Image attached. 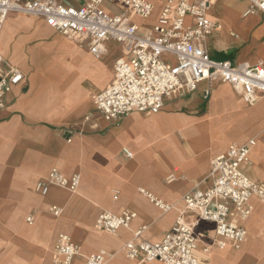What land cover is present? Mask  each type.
<instances>
[{"label":"crops","instance_id":"crops-1","mask_svg":"<svg viewBox=\"0 0 264 264\" xmlns=\"http://www.w3.org/2000/svg\"><path fill=\"white\" fill-rule=\"evenodd\" d=\"M236 1L241 5L236 14L227 0L213 1L216 12L210 9V16L218 26L207 41L209 55L233 64H264V16L243 17L248 3ZM239 16L251 19L240 25ZM55 36L63 37L41 19L20 14L9 15L0 32L4 63L24 76L0 109V264H51L61 234L79 247L80 258L73 264L101 250L111 254L106 264H131L122 247L133 233L144 228L143 240L159 242L183 209L182 197L211 185L212 159L263 129L264 97L249 107L234 88L215 82L204 98L208 83L201 82L196 91L166 100L155 114L132 112L106 121L92 98L112 81L121 47L109 46L98 58L73 40L75 48L67 49ZM232 52L238 62L230 60ZM243 129L249 134L245 139ZM259 139L264 141V134L250 151L251 164L244 172L264 183V163L256 155ZM53 168L80 177L76 192L55 186L45 196L36 192V183ZM142 191L170 207L156 206ZM250 204L251 215L239 223L247 231L241 248L213 247L208 264H264V203L251 198ZM125 209L136 214L128 228L114 234L95 228L102 211ZM196 233L213 237L214 226L201 223Z\"/></svg>","mask_w":264,"mask_h":264},{"label":"built area","instance_id":"built-area-1","mask_svg":"<svg viewBox=\"0 0 264 264\" xmlns=\"http://www.w3.org/2000/svg\"><path fill=\"white\" fill-rule=\"evenodd\" d=\"M81 1L74 7L61 0H0V32L9 15L21 14L41 19L54 32L98 58L109 46L121 47L123 56L113 65L112 81L92 98L94 108L106 121L119 120L132 112L155 114L166 100L196 91L201 82L208 83L204 98L215 82L234 88L249 107L264 97L262 62L233 64L210 57L207 41L218 26L210 16L214 0H158L153 18L154 7L149 0ZM244 1L248 8L243 17L264 16V0ZM23 81V74L5 64L0 55V109L5 95ZM263 134L264 127L256 136L242 144H230L212 159L208 176L211 185L204 190L195 187L182 197L183 209L159 242L143 240L144 228L135 231L122 247L131 264H208L213 247L239 250L247 239V231L239 223L253 211L251 198L264 203V183L251 180L244 172L251 164L250 151ZM122 153L125 158L131 157L125 149ZM79 181L77 174L65 176L53 168L36 183L35 190L41 196L47 195L52 186L74 193ZM142 194L162 209L170 207L144 191ZM117 198L115 193L113 200ZM51 211L57 216V208ZM135 217L127 209L118 214L102 211L95 228L114 234L128 228ZM204 222L213 224V237L196 233ZM76 258H80L79 247L68 236L59 235L51 264H73ZM110 258L111 254L101 250L84 257L82 264H106Z\"/></svg>","mask_w":264,"mask_h":264},{"label":"rangeland","instance_id":"rangeland-1","mask_svg":"<svg viewBox=\"0 0 264 264\" xmlns=\"http://www.w3.org/2000/svg\"><path fill=\"white\" fill-rule=\"evenodd\" d=\"M154 1V3H158V0H153ZM227 4H228V6L234 11V13L236 14L239 10H240V8H241V5L238 3V1H236V0H227ZM157 6H159V5H157ZM110 12H112V13H115V11L116 10H114V8H112V7H110V6H108V8H107ZM211 13H215L216 12V9L215 8H211ZM20 16H24V17H28V16H26V15H21L20 14ZM251 19V17H248L247 19H243V17L242 16H239L237 19H236V23L237 24H240V25H242L243 23H247L249 20ZM222 22V21H221ZM222 24V23H221ZM259 25V24H258ZM222 27V26H221ZM233 31V30H232ZM223 34H221V39H224V37L225 36H222ZM234 35H236V32H235V30L233 31V36ZM56 38H58V40H60L61 42H63V45H67V49H70V48H75L74 47V44L72 43V41L70 40V39H66V38H64V37H60V36H55ZM66 49V50H67ZM230 60L232 61V62H238V59L236 58V56H235V53L234 52H232V55H231V58H230ZM53 63L54 64H57L58 63V61H57V59H55L54 61H53ZM244 132H246V130H244L243 129V131H242V133H243V137H244V139L249 135V134H245ZM261 139H259L258 140V145H257V148H256V152H257V158H258V160H260L261 161V163H264V141H260Z\"/></svg>","mask_w":264,"mask_h":264},{"label":"bare ground","instance_id":"bare-ground-1","mask_svg":"<svg viewBox=\"0 0 264 264\" xmlns=\"http://www.w3.org/2000/svg\"><path fill=\"white\" fill-rule=\"evenodd\" d=\"M151 1V3L153 4V7H154V9L156 8V6H157V4L156 3H154V1L153 0H150ZM227 14H229V13H227ZM133 18V20L135 21V19H139L138 17H136V16H133L132 17Z\"/></svg>","mask_w":264,"mask_h":264}]
</instances>
